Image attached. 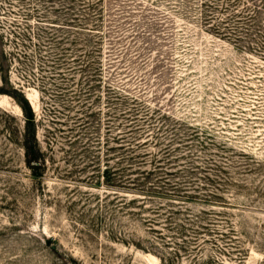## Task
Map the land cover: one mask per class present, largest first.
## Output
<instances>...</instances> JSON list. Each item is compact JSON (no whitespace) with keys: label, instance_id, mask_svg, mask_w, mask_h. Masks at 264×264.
Masks as SVG:
<instances>
[{"label":"rangeland","instance_id":"obj_1","mask_svg":"<svg viewBox=\"0 0 264 264\" xmlns=\"http://www.w3.org/2000/svg\"><path fill=\"white\" fill-rule=\"evenodd\" d=\"M0 264H264V0H0Z\"/></svg>","mask_w":264,"mask_h":264},{"label":"trees","instance_id":"obj_2","mask_svg":"<svg viewBox=\"0 0 264 264\" xmlns=\"http://www.w3.org/2000/svg\"><path fill=\"white\" fill-rule=\"evenodd\" d=\"M21 107H22L23 111L25 112V107L24 106H21ZM26 109L27 110L25 112L26 113L25 114V128L23 130V135H22L23 138H22L21 142H22L24 155H25L26 161L28 162L29 166L34 168V169H38L41 167V165L43 166L45 163L42 162V160L40 158L42 151H41L39 143L36 139L35 133H33L30 130L31 129L30 125L34 121V117H33V114L31 112V109L27 103H26ZM116 170H118V171H116ZM104 172L106 174L105 175L106 178L110 179L111 176L123 174V169H121V167H120L119 169H114L113 171H111V170H108V168H106ZM35 174H37V173H35ZM129 184H133V183H129ZM113 186H115V185H113ZM123 188H131V187H130V185H126V186H123Z\"/></svg>","mask_w":264,"mask_h":264}]
</instances>
